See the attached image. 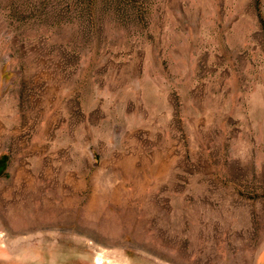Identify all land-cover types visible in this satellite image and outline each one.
Instances as JSON below:
<instances>
[{"label":"rangeland","instance_id":"1","mask_svg":"<svg viewBox=\"0 0 264 264\" xmlns=\"http://www.w3.org/2000/svg\"><path fill=\"white\" fill-rule=\"evenodd\" d=\"M0 264H264V0H0Z\"/></svg>","mask_w":264,"mask_h":264}]
</instances>
